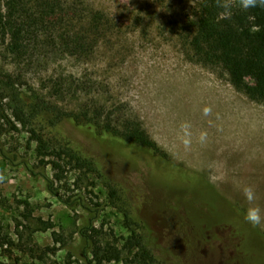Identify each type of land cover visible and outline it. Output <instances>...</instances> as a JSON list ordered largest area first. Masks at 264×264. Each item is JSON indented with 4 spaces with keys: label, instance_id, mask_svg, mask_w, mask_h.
<instances>
[{
    "label": "rangeland",
    "instance_id": "1",
    "mask_svg": "<svg viewBox=\"0 0 264 264\" xmlns=\"http://www.w3.org/2000/svg\"><path fill=\"white\" fill-rule=\"evenodd\" d=\"M61 1L81 11L79 31L95 15L102 17L99 32L82 37L87 53L72 54L60 40L42 35L27 37L26 52L19 56L0 31V78H15L23 94L37 93L67 112L87 105L111 115L120 127L124 118L139 119L169 155L160 160L116 137L94 140L69 122L43 126L47 137L69 141L96 161L95 194L89 197L106 205L98 224L103 237L120 239L135 228L158 264H264L253 242L246 244L244 257L232 242L238 240L232 239L233 224L247 228L235 209L248 207L237 184L254 185L264 207V103L236 90L221 67L193 58L192 19L201 0ZM76 29L67 28L73 39L80 34ZM205 106L212 109L208 116ZM185 120L194 133L188 150L178 139ZM18 126L21 131L5 133L0 143L34 162L30 133ZM201 130L208 133L204 144L195 140ZM0 174V238L15 241L12 257L27 264H69V249L79 244L86 212L63 204L43 178L1 155ZM43 222L53 227L45 230ZM30 247L33 255L24 252ZM5 248L0 247L1 260L10 259Z\"/></svg>",
    "mask_w": 264,
    "mask_h": 264
},
{
    "label": "trees",
    "instance_id": "2",
    "mask_svg": "<svg viewBox=\"0 0 264 264\" xmlns=\"http://www.w3.org/2000/svg\"><path fill=\"white\" fill-rule=\"evenodd\" d=\"M29 1L28 5V0H0V31L9 38L8 46L14 54L21 56L26 52L27 37L38 38L42 35L45 39L60 40V45L67 52L83 55L87 53L82 37L89 39L86 34L99 32L102 19L100 15L92 17L83 25L82 31H79L76 26L83 22V17L75 5L65 4L61 0ZM221 11L215 0H201L198 3L189 41L192 56L199 63L221 67L227 72L229 81L236 90L251 100L264 103V8L256 7L245 11L236 7L230 18H224ZM68 27L76 29L80 34L73 39ZM57 28L62 33L55 37L51 32L55 34ZM8 109L13 110L15 120ZM67 122L91 139L116 137L164 160L169 159V155L148 134L139 119L124 118L120 127L111 115L104 117L102 110H89L87 105L84 109L67 112L37 93L23 94L15 78H0V137L7 132L21 131L18 126L20 124L30 133L28 147L33 150L35 160L32 162L28 155H21L17 150L10 152L1 143L0 155L12 165L23 166L32 176L43 178L48 191L69 208L86 212L78 227L79 244L69 249L68 263L158 264L144 234L135 228L130 227L132 231L120 239L103 237V225L98 224L106 205L89 197L90 194H95L91 186L95 185L92 176L99 171L96 161L83 157L69 145V141L59 142L47 137L42 130L44 125L56 128ZM172 166L173 169L179 168ZM235 209L242 221L246 222V212ZM43 224L46 225L45 230L53 227V223ZM245 225L247 228L243 229L233 224L232 239L233 236L238 239L237 242L232 240L236 243L235 249L244 257L247 252L246 244L253 242L261 251L260 258L264 262V231L259 227H252L248 222ZM128 226H132V223L129 222ZM6 245L5 251L8 252L10 261L0 259V264H27L12 257L11 247L16 243L8 235L0 238V247L4 248ZM24 250L32 255L35 252L33 247ZM54 250L55 247L45 249ZM42 257L41 255L40 258Z\"/></svg>",
    "mask_w": 264,
    "mask_h": 264
},
{
    "label": "clouds",
    "instance_id": "3",
    "mask_svg": "<svg viewBox=\"0 0 264 264\" xmlns=\"http://www.w3.org/2000/svg\"><path fill=\"white\" fill-rule=\"evenodd\" d=\"M217 8L221 9L224 18H230L232 10L238 7L241 10H249L256 7L264 8V0H215ZM212 112L210 106H205L203 115L208 116ZM178 139L186 150L190 149L194 140L193 125L191 121L185 120L180 124ZM195 140L200 144H204L208 140L206 130H201ZM4 176L0 174V182H3ZM238 191L242 192L243 197L248 205L245 213V220L252 227L264 228V207L259 203L257 189L252 184H237Z\"/></svg>",
    "mask_w": 264,
    "mask_h": 264
},
{
    "label": "flooded vegetation",
    "instance_id": "4",
    "mask_svg": "<svg viewBox=\"0 0 264 264\" xmlns=\"http://www.w3.org/2000/svg\"><path fill=\"white\" fill-rule=\"evenodd\" d=\"M111 138H112V137H111ZM143 150H144V149H143ZM146 152H148V151H146ZM149 153H151V152H149ZM151 154L154 155L153 153H151ZM154 156H156V155H154ZM156 157H159V156H156ZM159 159H160V160H163L161 157H159ZM169 167H170V166H169ZM169 167H168V168H169Z\"/></svg>",
    "mask_w": 264,
    "mask_h": 264
}]
</instances>
